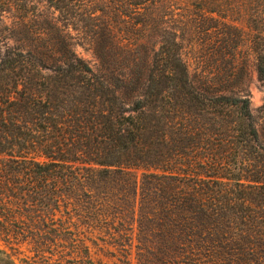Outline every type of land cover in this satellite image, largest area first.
I'll use <instances>...</instances> for the list:
<instances>
[{
  "label": "trees",
  "instance_id": "obj_1",
  "mask_svg": "<svg viewBox=\"0 0 264 264\" xmlns=\"http://www.w3.org/2000/svg\"><path fill=\"white\" fill-rule=\"evenodd\" d=\"M244 46L264 0H0V264H264Z\"/></svg>",
  "mask_w": 264,
  "mask_h": 264
},
{
  "label": "rangeland",
  "instance_id": "obj_2",
  "mask_svg": "<svg viewBox=\"0 0 264 264\" xmlns=\"http://www.w3.org/2000/svg\"><path fill=\"white\" fill-rule=\"evenodd\" d=\"M75 51L78 56L86 60L95 71L99 70V60L96 54L94 53V50L89 45L78 44L75 46ZM187 59L190 63L191 70L193 71V69H195L198 64V61H195L194 53L192 52V50H190V48H188ZM239 59L245 68V74L244 79L240 84L241 86L234 92L245 96L247 95L251 100V105L254 112L258 115L257 110L261 105L264 104V85L258 78L255 57L252 51L248 49V47L244 46L240 51ZM4 250L11 253L16 262H18L19 264H39L37 262L39 260L33 257L35 254V250L37 249H27L26 246H22L20 247V249ZM110 250L116 251L117 255L108 256L106 254H103L102 251H98L97 257L111 264H128V261L129 264H139L136 249L129 250L131 254H129L128 258H126L125 256H121V252H119L120 249Z\"/></svg>",
  "mask_w": 264,
  "mask_h": 264
}]
</instances>
